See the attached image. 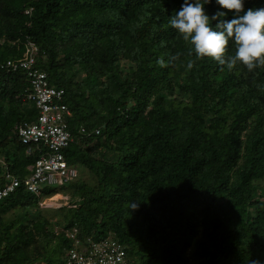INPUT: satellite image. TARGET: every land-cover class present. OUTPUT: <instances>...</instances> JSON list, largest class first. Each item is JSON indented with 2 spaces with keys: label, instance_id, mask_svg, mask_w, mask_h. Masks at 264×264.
<instances>
[{
  "label": "trees",
  "instance_id": "16d2710c",
  "mask_svg": "<svg viewBox=\"0 0 264 264\" xmlns=\"http://www.w3.org/2000/svg\"><path fill=\"white\" fill-rule=\"evenodd\" d=\"M181 3L0 0V186L37 158L17 137L37 116L26 74L1 66L28 41L36 67L64 90L73 141L63 154L77 169L58 188L37 195L20 184L0 200V264H61L72 227L84 240L117 239L131 264H264V67L197 57L169 24ZM234 52L230 42L226 56ZM60 192L69 206L57 232L31 211Z\"/></svg>",
  "mask_w": 264,
  "mask_h": 264
},
{
  "label": "built area",
  "instance_id": "2783aa9c",
  "mask_svg": "<svg viewBox=\"0 0 264 264\" xmlns=\"http://www.w3.org/2000/svg\"><path fill=\"white\" fill-rule=\"evenodd\" d=\"M37 51L38 47L28 41L21 57L8 59L1 65L13 70L23 69L26 74L30 86L25 98L35 105L37 116L35 120L24 121L17 126V137L25 146V154L34 152L37 158L28 166L30 173L24 178L7 173L8 181L0 186V200L20 184L38 195L45 186H58L77 175V169L67 164L63 154V149L73 141L68 129L71 111L62 102L64 90L51 86L46 72L36 67ZM85 131L81 126L80 132ZM98 131L95 130L96 133ZM64 235L71 240V245L65 248L61 264H131L125 246L111 236L99 240L86 237L84 240L79 237L77 227L66 229Z\"/></svg>",
  "mask_w": 264,
  "mask_h": 264
},
{
  "label": "clouds",
  "instance_id": "9594fccd",
  "mask_svg": "<svg viewBox=\"0 0 264 264\" xmlns=\"http://www.w3.org/2000/svg\"><path fill=\"white\" fill-rule=\"evenodd\" d=\"M213 3L219 7L209 14L205 6ZM228 12L231 18L225 19ZM169 24L197 57H211L229 69L238 63L248 71L264 67V7L245 8V0H182ZM230 42L235 52L226 56Z\"/></svg>",
  "mask_w": 264,
  "mask_h": 264
},
{
  "label": "rangeland",
  "instance_id": "374dc122",
  "mask_svg": "<svg viewBox=\"0 0 264 264\" xmlns=\"http://www.w3.org/2000/svg\"><path fill=\"white\" fill-rule=\"evenodd\" d=\"M80 78V74H78V77L77 79ZM174 93H167V94H164V100L166 102L169 103L171 97L173 96ZM177 94V93H175ZM216 119V117L212 118L211 121H214ZM82 170V169H80ZM81 178H84L86 179L87 181L89 180L88 176L85 174H82L81 175ZM57 188L59 186H56ZM47 195H40L38 196V202L36 204H33L32 205V211L31 212H34V216L33 218H38V216L40 217H44L45 219L48 220V223L50 224V227H53V229L55 228L58 231L61 230V224H60V220H61V216L63 214V212H60V207L62 206H69L68 204V195H65V194H61L60 193H56L54 195H51V196H47ZM9 215H10V219L11 220L13 217L16 218L18 217V214L15 213V212H9ZM32 214H30L29 216H31ZM22 218V222H28L30 220V218L28 217H21ZM27 218V220H26ZM46 232H43V230H36L34 231V239L32 241V245H31V248L33 247H36V246H39L40 243H41V239H42V235L41 234H45ZM51 239V238H50ZM53 239H51L49 245L53 242L52 241ZM39 261H35L34 263L32 264H36L38 263ZM39 264V263H38Z\"/></svg>",
  "mask_w": 264,
  "mask_h": 264
}]
</instances>
